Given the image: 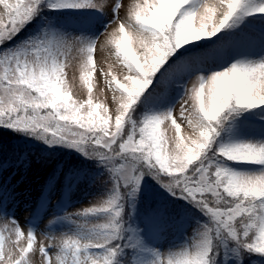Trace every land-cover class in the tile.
I'll return each instance as SVG.
<instances>
[{"label":"snow or ice","instance_id":"6c2138e0","mask_svg":"<svg viewBox=\"0 0 264 264\" xmlns=\"http://www.w3.org/2000/svg\"><path fill=\"white\" fill-rule=\"evenodd\" d=\"M0 129V264H264V0H0Z\"/></svg>","mask_w":264,"mask_h":264},{"label":"trees","instance_id":"16d2710c","mask_svg":"<svg viewBox=\"0 0 264 264\" xmlns=\"http://www.w3.org/2000/svg\"><path fill=\"white\" fill-rule=\"evenodd\" d=\"M14 135H15L14 133H10V132H6V130H2L0 132V139L5 138L6 136L11 138L14 137Z\"/></svg>","mask_w":264,"mask_h":264},{"label":"rangeland","instance_id":"374dc122","mask_svg":"<svg viewBox=\"0 0 264 264\" xmlns=\"http://www.w3.org/2000/svg\"><path fill=\"white\" fill-rule=\"evenodd\" d=\"M94 81H95V78H94ZM100 87V83L99 82H94V91L97 89V88H99ZM2 130H4V129H0V132L2 131ZM86 206V205H85ZM38 239H39V237H38Z\"/></svg>","mask_w":264,"mask_h":264}]
</instances>
